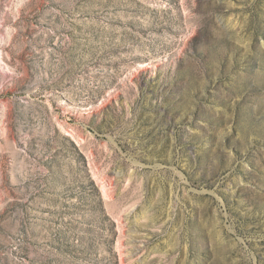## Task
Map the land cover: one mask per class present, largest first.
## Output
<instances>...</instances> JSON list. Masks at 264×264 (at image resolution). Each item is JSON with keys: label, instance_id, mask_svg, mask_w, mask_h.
Instances as JSON below:
<instances>
[{"label": "rangeland", "instance_id": "1", "mask_svg": "<svg viewBox=\"0 0 264 264\" xmlns=\"http://www.w3.org/2000/svg\"><path fill=\"white\" fill-rule=\"evenodd\" d=\"M0 264H264V0H0Z\"/></svg>", "mask_w": 264, "mask_h": 264}]
</instances>
